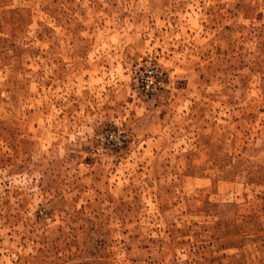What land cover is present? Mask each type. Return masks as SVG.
<instances>
[{"label":"rangeland","instance_id":"374dc122","mask_svg":"<svg viewBox=\"0 0 264 264\" xmlns=\"http://www.w3.org/2000/svg\"><path fill=\"white\" fill-rule=\"evenodd\" d=\"M0 264H264V0H0Z\"/></svg>","mask_w":264,"mask_h":264},{"label":"built area","instance_id":"2783aa9c","mask_svg":"<svg viewBox=\"0 0 264 264\" xmlns=\"http://www.w3.org/2000/svg\"><path fill=\"white\" fill-rule=\"evenodd\" d=\"M131 82L134 92L145 98L156 95L162 87L161 73L153 68H148L137 75H132Z\"/></svg>","mask_w":264,"mask_h":264}]
</instances>
